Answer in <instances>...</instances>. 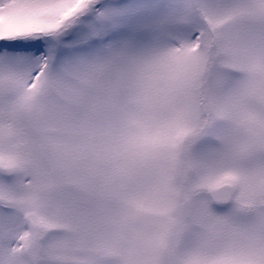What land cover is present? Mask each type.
Segmentation results:
<instances>
[{
	"label": "snow or ice",
	"instance_id": "snow-or-ice-1",
	"mask_svg": "<svg viewBox=\"0 0 264 264\" xmlns=\"http://www.w3.org/2000/svg\"><path fill=\"white\" fill-rule=\"evenodd\" d=\"M0 264H264V0H0Z\"/></svg>",
	"mask_w": 264,
	"mask_h": 264
}]
</instances>
